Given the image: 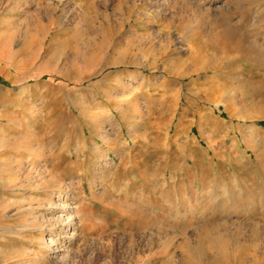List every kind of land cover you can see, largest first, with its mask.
Returning <instances> with one entry per match:
<instances>
[{
  "label": "rangeland",
  "instance_id": "374dc122",
  "mask_svg": "<svg viewBox=\"0 0 264 264\" xmlns=\"http://www.w3.org/2000/svg\"><path fill=\"white\" fill-rule=\"evenodd\" d=\"M0 264H264V0H0Z\"/></svg>",
  "mask_w": 264,
  "mask_h": 264
},
{
  "label": "bare ground",
  "instance_id": "6f19581e",
  "mask_svg": "<svg viewBox=\"0 0 264 264\" xmlns=\"http://www.w3.org/2000/svg\"><path fill=\"white\" fill-rule=\"evenodd\" d=\"M185 4H186V3H185ZM183 6H184V5H183ZM6 169H7V168H6ZM8 169H10V168H8ZM43 175H44V173H43ZM50 206H51V205H50ZM48 207H49V206H48ZM52 207H54V206H52ZM55 207H56V206H55ZM48 211H49V210H48ZM61 219H62V218H61ZM61 219H60V220H57V222H56L57 225H58L59 223H61L63 226H66V227H67V226L69 227V226L71 225L70 223H71L72 220H71V221H67L66 223H64L63 221H64L65 219L62 220V221H61ZM76 219H78V222H80V219H79V218L76 217Z\"/></svg>",
  "mask_w": 264,
  "mask_h": 264
}]
</instances>
